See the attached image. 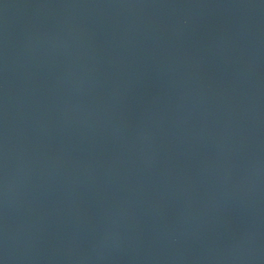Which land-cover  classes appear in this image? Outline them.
<instances>
[{"label":"water","instance_id":"obj_1","mask_svg":"<svg viewBox=\"0 0 264 264\" xmlns=\"http://www.w3.org/2000/svg\"><path fill=\"white\" fill-rule=\"evenodd\" d=\"M0 264H264V0H0Z\"/></svg>","mask_w":264,"mask_h":264}]
</instances>
